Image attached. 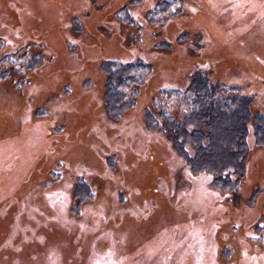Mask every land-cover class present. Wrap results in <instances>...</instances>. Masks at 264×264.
Instances as JSON below:
<instances>
[{
  "label": "rangeland",
  "instance_id": "obj_1",
  "mask_svg": "<svg viewBox=\"0 0 264 264\" xmlns=\"http://www.w3.org/2000/svg\"><path fill=\"white\" fill-rule=\"evenodd\" d=\"M110 61L151 67L118 118L103 101ZM196 71L252 96L233 190L147 124L163 106L182 117L164 92ZM256 114L264 0H0V264H264Z\"/></svg>",
  "mask_w": 264,
  "mask_h": 264
},
{
  "label": "trees",
  "instance_id": "obj_2",
  "mask_svg": "<svg viewBox=\"0 0 264 264\" xmlns=\"http://www.w3.org/2000/svg\"><path fill=\"white\" fill-rule=\"evenodd\" d=\"M171 2L158 5L157 15L169 11ZM175 13V12H174ZM104 107L110 116L118 118L134 105V96L151 73L149 64L136 62H105ZM167 98L178 97L183 115L173 117L166 107L157 116H147L150 128H158L171 139L180 156L194 173L212 175L211 184L219 190H233L246 169L249 152L251 95L240 89L212 82L202 71H196L185 90L165 91ZM255 143L264 145V115L253 119ZM264 228V224L260 229Z\"/></svg>",
  "mask_w": 264,
  "mask_h": 264
},
{
  "label": "bare ground",
  "instance_id": "obj_3",
  "mask_svg": "<svg viewBox=\"0 0 264 264\" xmlns=\"http://www.w3.org/2000/svg\"><path fill=\"white\" fill-rule=\"evenodd\" d=\"M215 30L219 31L220 28L217 26V24L215 25Z\"/></svg>",
  "mask_w": 264,
  "mask_h": 264
}]
</instances>
